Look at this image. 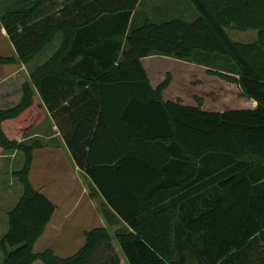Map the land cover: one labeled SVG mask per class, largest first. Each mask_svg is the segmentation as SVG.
I'll return each instance as SVG.
<instances>
[{
  "label": "trees",
  "instance_id": "1",
  "mask_svg": "<svg viewBox=\"0 0 264 264\" xmlns=\"http://www.w3.org/2000/svg\"><path fill=\"white\" fill-rule=\"evenodd\" d=\"M47 1L0 6V28L18 53L0 55V63L29 64L59 39L31 78L76 164L104 198L108 224L124 225L115 238L128 264H264V0H188L198 13L192 20L133 25L140 0H74L71 19L44 11ZM101 23L119 27L104 31ZM228 29L258 37L234 41ZM79 54L84 59L71 66ZM153 55L225 62L214 74L257 106L207 111L166 101L171 76L154 88L143 64ZM22 91L18 103L0 102V154L24 157L14 173L23 194L8 212L1 264H127L103 227L86 232L72 256L35 252L57 206L30 180L44 142L25 138L48 114L31 83Z\"/></svg>",
  "mask_w": 264,
  "mask_h": 264
},
{
  "label": "crops",
  "instance_id": "2",
  "mask_svg": "<svg viewBox=\"0 0 264 264\" xmlns=\"http://www.w3.org/2000/svg\"><path fill=\"white\" fill-rule=\"evenodd\" d=\"M95 1L97 0H86V3L95 4L94 3ZM170 1L178 3V2H183L185 0H170ZM0 2H2L0 6L1 8H3L7 0L6 1L1 0ZM106 2L107 0H98L97 4L104 5L106 4ZM143 2H144L143 0H140V2L137 4L134 10V19H135L138 7ZM185 2H188V0ZM50 4L52 5L50 6ZM166 7L158 11V13L160 14L161 20H167V19H171L174 17H181L185 20H192L189 17L184 16L183 15L184 11L182 9L179 10L178 8H176L177 7L176 5H173V9L171 7H167V8ZM66 8H69V13L66 15H63L62 11ZM46 10L55 13L57 17H60V18L69 17L68 19H71L75 17L76 5H75L74 0H48L44 6V11ZM147 18L151 19V17L148 16L146 18L141 19L140 21H144ZM133 24H137V23H132V25ZM100 26H103V28L105 29L104 31H110L111 28L119 27V23H101ZM1 38L2 40L5 38H7V40L9 39L8 41L5 40V44L10 43L12 47L14 48L16 54L7 56V55H2V53L0 52V55L5 56V57L18 58L17 50L13 42L11 41L10 36L8 35L6 31V28L3 25H1V28H0V39ZM58 40L59 39H57V41H55L50 46H47L46 48H44L39 54L36 55V57L29 64H24L20 60H18L15 63H11V64H1L0 63V102L8 103V104L18 103L21 100L22 95H23V91H22L23 84L26 82H29L33 86V90L35 91L37 98L41 102V106H43V108L47 111V114H48L47 118L44 121H42L39 125H37V127L34 129L33 133L30 134V136L25 138V140L26 139H39L44 142V146L42 148L36 149L34 152V162H33V166H32L31 173H30V180L32 184L33 182L34 184L36 183V185H38L39 190L42 191L44 194H46L57 206L56 211L53 214L51 221L47 225L46 230L43 235H45L46 232H49L50 230H56L54 232L58 234L60 231L63 230V227L66 225L70 226V228H73L72 231L75 229L77 231L82 230V234L84 237V241H83L84 243L79 245L80 248L76 249V252H77L81 249V247L86 242V236H85L86 232L91 231L98 227H103V228H108L110 232L113 231V234L112 233L111 234L115 235L116 230L124 225L121 224V225L113 227L108 224V221L106 217L104 216L103 211L101 210L102 208H106L104 205L106 202L104 198L99 193H96V192L94 195L101 196V201L99 203L100 205L99 210L98 212H95V213L92 212V215H89V212L94 210L95 202H94L93 197L95 196L92 197V195H90L87 189V186H85L82 179L83 178L88 179L90 183H91V180L84 174L81 168L76 164L72 156L71 150L67 146L65 139L63 138V135L60 132L59 127L57 126L52 114L48 111L39 93L38 88L32 81V78H31L32 71L35 70L38 66H40L44 62H46L54 54L59 44ZM86 42L87 40L85 41V43ZM83 59H84V56L82 54H79L75 58V61L70 62L71 66L76 65V63H78L79 61L81 62ZM147 60H151V67H158V66H162V64L166 62L167 60L177 61L179 59H175L172 57H166L162 55H153V56L146 57L143 59V64L148 72L149 79L152 82L151 84L154 88H156L155 83H153L152 81L150 66H147L146 64ZM179 61L184 62L182 60H179ZM213 76L214 75L206 74L205 78H207L206 80L214 81L212 79ZM235 85H236V89L238 90V93L241 95L239 99L243 100V97L245 96L242 94L239 86L237 84ZM221 88L224 91H226V93L230 94L228 91L230 90L229 87L225 88L223 87V84H221ZM164 98L166 101L175 100L179 102L178 99L166 98V97ZM248 103L247 104L250 107H247V108L252 109L257 106V102L253 99L248 101ZM189 105H195V104H189ZM242 105L243 104L241 105L235 104V106L237 107H242ZM220 107H224V106H220ZM225 107L226 108H221L219 110H211L209 106H207L206 97H205V104L202 105V108L207 111H224L227 109H243V108H229V106H225ZM42 137L45 138L47 141H44ZM37 155L40 158H37ZM58 155H60V158L65 162V166L67 165V161H66L67 157L70 158L68 160V163H69V165L67 166L68 170H66L64 166L63 167L59 166L61 167V169H59V167H56L55 172L57 176L54 175L52 178L50 177V179H48V182L43 184V182L45 181L47 177L46 174H49V172L44 171V168H43L44 163H46L47 160L52 161ZM56 180L60 182L61 194H59L57 187L54 186V183ZM88 208H90V211L86 212ZM95 219L102 222V224L95 225ZM58 228L60 231L57 230ZM40 239L37 241V243L40 241ZM114 241H117V240L114 239ZM118 248L123 253L121 247L119 246ZM34 250H35V247H34ZM35 252H40V251L36 250ZM76 252H74L73 254H75ZM73 254H71L70 256H72ZM63 257H66V256H63ZM125 260H126V263L128 264L126 257H125ZM39 263L43 264L40 261Z\"/></svg>",
  "mask_w": 264,
  "mask_h": 264
},
{
  "label": "rangeland",
  "instance_id": "3",
  "mask_svg": "<svg viewBox=\"0 0 264 264\" xmlns=\"http://www.w3.org/2000/svg\"><path fill=\"white\" fill-rule=\"evenodd\" d=\"M143 1L144 2L137 9L135 16L137 20L134 19V23H138L141 19L146 18L148 16L151 17L150 20L152 21H160L161 19L158 11L162 10L166 6L171 7L173 9V5H176V8H178L179 10L182 9L184 11L183 15L189 17L190 19L195 18L198 15L196 9L192 6V4L189 1L185 2L187 0L178 3L171 2L170 0ZM8 2H6L4 6H6ZM1 3L2 2H0V4ZM51 5L52 4H50V6ZM228 32L234 41L239 42H253L258 37V32L255 30L243 31L238 29H228ZM5 40L8 41L9 39H0V52L2 53V55H15L16 53L14 48L10 43L5 44ZM182 61L184 62H180L179 60H167L162 64V66L158 67H151V60L146 61L147 66H150L152 81L153 83H155L156 88L166 79L168 74L171 76V82L169 86L164 90L163 97L178 99L179 102L184 104H195L200 106L205 104L206 97L207 106H209L211 110H219L221 108H226L225 106H229V108L250 107L248 105V101L252 99L248 98L247 96L243 97V100L239 99L241 95L238 93L235 83L227 81L219 75L214 74L215 71H219V69L225 65V62L210 58L209 64L210 62L211 64L207 66L197 61ZM206 74L214 75L215 77H212L214 81L206 80ZM225 80L229 83H227ZM221 84H223V87L225 88L229 87L230 90L228 91L230 94L226 93V91L221 88ZM235 104L243 105L242 107H237L235 106ZM42 139H44V141H47L43 137ZM38 155L37 158H40ZM69 159L70 158L67 157L66 166L65 162L60 158V155L55 157V159H53L52 161L47 160L46 163H44L43 168L44 171L49 172V174H46L47 177L43 184L47 183L50 177L52 178L54 175L57 176L55 172L56 167L64 166V168L68 170L67 166L69 165ZM23 163V154L18 151L1 152L0 154V238L4 236L9 229L8 212L15 207V205L23 194V184L20 182L19 178L14 174L16 171L22 168ZM61 167H59V169H61ZM82 180L85 186H87L90 195H92V197L95 196L93 197L95 202L94 210L89 212L90 208H88V210L86 211L89 212V215H92V212L95 213L99 210L101 196L94 195L95 190L88 179L83 178ZM33 186L39 190L38 185H36V183ZM54 186L57 187L59 194H61L60 182L58 180L55 181ZM101 210L104 213V208H102ZM101 224L102 222L95 219V225ZM72 229L73 228H70V226L66 225L63 227L62 231H60L59 228L57 229L58 231H60L58 234L54 232L56 230H50L49 232H46V234L43 235L40 241L35 245V251L37 250L41 252L47 248H52L57 255L66 257L70 256L71 254L76 252V249L80 248V244L84 243L82 230L77 231L75 229L72 231ZM111 233L113 234V231H111ZM113 237L115 240H117L115 238V235H113ZM115 242L118 246L119 242ZM121 255L124 261L126 262L124 254L122 252ZM3 259L4 254L0 247V264L3 262ZM37 264L41 263L38 262Z\"/></svg>",
  "mask_w": 264,
  "mask_h": 264
}]
</instances>
